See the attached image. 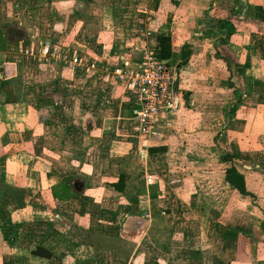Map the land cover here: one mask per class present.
Here are the masks:
<instances>
[{
  "label": "crops",
  "instance_id": "obj_1",
  "mask_svg": "<svg viewBox=\"0 0 264 264\" xmlns=\"http://www.w3.org/2000/svg\"><path fill=\"white\" fill-rule=\"evenodd\" d=\"M145 32L169 38L177 104L142 144L112 70ZM202 149L264 187V0H0V264H264V209L207 208Z\"/></svg>",
  "mask_w": 264,
  "mask_h": 264
},
{
  "label": "built area",
  "instance_id": "obj_2",
  "mask_svg": "<svg viewBox=\"0 0 264 264\" xmlns=\"http://www.w3.org/2000/svg\"><path fill=\"white\" fill-rule=\"evenodd\" d=\"M149 36L148 32L140 35L144 45L138 66L134 71L112 70L113 76L133 91L132 123L142 144L153 135L159 116L173 111L177 104L175 69L168 60L161 58L155 42L148 41ZM47 53L48 50L44 47L43 59ZM24 54L31 56V53L27 51ZM52 56H55L54 53ZM61 59L72 72L78 71L85 74L95 70L94 63L76 54L68 59L62 55Z\"/></svg>",
  "mask_w": 264,
  "mask_h": 264
},
{
  "label": "rangeland",
  "instance_id": "obj_3",
  "mask_svg": "<svg viewBox=\"0 0 264 264\" xmlns=\"http://www.w3.org/2000/svg\"><path fill=\"white\" fill-rule=\"evenodd\" d=\"M141 39L143 40V38ZM210 151L211 150L209 149L197 151L202 160H207V162L210 163V166L203 167L200 171H198L197 184L202 188L201 193L204 195L202 197L203 204L213 211H218L220 207V214L229 216L230 213H233L235 217L240 219L242 217L241 212H243V210H249V212H251L253 210L251 209L252 207H256L257 209L259 208L260 210L264 209V187H257V189H255L257 190L256 192L253 190L256 193V196L253 195L251 198H243L237 195L233 190L226 189L219 185V179L222 178L223 175L221 172L222 168L217 169L216 166L213 165V161L216 157L212 156ZM223 153L227 152H218L217 155L219 154L221 156ZM172 160L173 167H175L176 170L177 168L179 169L175 172V177L186 181V179H188V170L186 168L187 163H184V161L179 158L177 160L173 157ZM178 165H184L185 167L183 166L179 168ZM249 215L251 216V219L257 222V218L253 217L251 214ZM261 224L264 226V222H261ZM174 250L175 251H173V253L178 252L176 248H174Z\"/></svg>",
  "mask_w": 264,
  "mask_h": 264
},
{
  "label": "trees",
  "instance_id": "obj_4",
  "mask_svg": "<svg viewBox=\"0 0 264 264\" xmlns=\"http://www.w3.org/2000/svg\"><path fill=\"white\" fill-rule=\"evenodd\" d=\"M154 42L156 47L158 48L159 54L162 59L168 60L169 59V45L170 41L167 37H155ZM220 163L223 165V181L235 191L237 195L243 198H251L253 195L249 193L245 188L244 183V176L241 173V163L238 158L229 154L223 153L219 158ZM122 184V176L119 177L118 182L113 184L112 187L115 191L120 192L121 188L120 185ZM55 192L52 193L53 197ZM67 197V195H66ZM65 198V197H63ZM264 214V212H263ZM36 250V249H35ZM34 250V252H36ZM45 257L49 255L46 253L44 254Z\"/></svg>",
  "mask_w": 264,
  "mask_h": 264
},
{
  "label": "water",
  "instance_id": "obj_5",
  "mask_svg": "<svg viewBox=\"0 0 264 264\" xmlns=\"http://www.w3.org/2000/svg\"><path fill=\"white\" fill-rule=\"evenodd\" d=\"M175 89H176V82H175Z\"/></svg>",
  "mask_w": 264,
  "mask_h": 264
}]
</instances>
